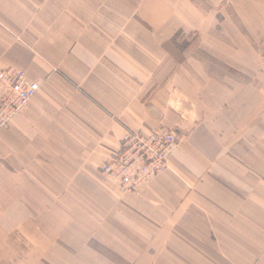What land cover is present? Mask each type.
<instances>
[{
	"label": "crops",
	"instance_id": "0c3cea01",
	"mask_svg": "<svg viewBox=\"0 0 264 264\" xmlns=\"http://www.w3.org/2000/svg\"><path fill=\"white\" fill-rule=\"evenodd\" d=\"M0 264H264V0H0ZM171 131L122 194L126 133Z\"/></svg>",
	"mask_w": 264,
	"mask_h": 264
},
{
	"label": "built area",
	"instance_id": "2783aa9c",
	"mask_svg": "<svg viewBox=\"0 0 264 264\" xmlns=\"http://www.w3.org/2000/svg\"><path fill=\"white\" fill-rule=\"evenodd\" d=\"M40 87V80H28L23 71L0 72V130L26 110ZM176 143L174 134L166 129L149 135L140 131L126 133L119 153L100 168V175L115 181L122 194L137 193L142 185L166 170L167 158Z\"/></svg>",
	"mask_w": 264,
	"mask_h": 264
},
{
	"label": "rangeland",
	"instance_id": "374dc122",
	"mask_svg": "<svg viewBox=\"0 0 264 264\" xmlns=\"http://www.w3.org/2000/svg\"><path fill=\"white\" fill-rule=\"evenodd\" d=\"M176 147V146H175ZM175 149V148H174ZM27 262H24L22 264H26ZM32 264V263H31ZM33 264H58L54 261H49L48 259H43V260H40V261H37V262H33Z\"/></svg>",
	"mask_w": 264,
	"mask_h": 264
}]
</instances>
